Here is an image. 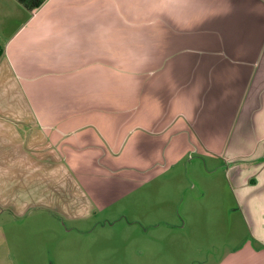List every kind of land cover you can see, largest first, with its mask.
I'll return each instance as SVG.
<instances>
[{
    "label": "rangeland",
    "instance_id": "374dc122",
    "mask_svg": "<svg viewBox=\"0 0 264 264\" xmlns=\"http://www.w3.org/2000/svg\"><path fill=\"white\" fill-rule=\"evenodd\" d=\"M15 2L0 0V11L9 13L5 4ZM31 14L43 26L59 16L68 36L63 45L35 50L31 61L23 52L19 77L31 101L23 93L13 102V85L0 83V264H264V247L237 212L221 169L237 101L227 98V85L206 93L200 74L193 76L207 60L225 59L204 51L259 42L264 10L248 0L235 8L231 0H46ZM186 56L201 58L199 67ZM212 76L223 83L216 71ZM263 86L252 84L249 102L263 103ZM31 105L68 112L71 127L102 132L91 146L80 137L67 161L96 205L86 220L9 205L37 182L29 157L40 160L49 148L37 139L32 149L3 128L35 125ZM66 176L41 184L67 201L63 189L74 184ZM2 189L11 194L1 197Z\"/></svg>",
    "mask_w": 264,
    "mask_h": 264
},
{
    "label": "crops",
    "instance_id": "0c3cea01",
    "mask_svg": "<svg viewBox=\"0 0 264 264\" xmlns=\"http://www.w3.org/2000/svg\"><path fill=\"white\" fill-rule=\"evenodd\" d=\"M236 1L231 0L233 8H235ZM248 1L253 7L264 10V0ZM6 5L9 7V13L4 9L0 11V47L2 50L0 56V83L13 85V90L16 91L13 95V102L22 101L23 93H25L27 100L31 101V95L25 92L19 77L22 67L20 63L23 64L24 62L23 52L28 54L27 59L31 61L33 58L32 53H35V50L40 47L39 50L48 49L51 44L57 42L63 45L68 33L56 24L61 20L57 15L46 18L44 20L46 24L43 26V23L38 22L35 24L34 19L32 20L33 14H29L20 4L17 3V6ZM260 22L262 23V21ZM22 29H28V34L17 36V32ZM204 52H206V55L216 54L217 57L225 58L218 63L215 60L212 62L207 60L209 63L206 70L201 68L193 76L200 74L206 93L214 90L215 86L222 87L221 90L224 91L223 87L227 85V88H225V92L228 91L227 98L231 102L237 101L235 107L238 108V115L221 142V145H223L221 147L222 160L224 162L221 169H224L228 174L235 189L234 197L237 212L244 215V220L248 223L254 242L260 247H264V92L258 99L263 103L258 105L249 102L248 91L253 83L258 82V85L261 86L264 81V32L260 36L259 42L252 43L248 48L246 44L241 48L224 44ZM186 57L189 58H184V60H191V68L197 67L198 63L202 61L198 57ZM212 71H216L218 77L221 76L223 83L213 78ZM262 89H264V86ZM255 101L257 102V98ZM29 112V117L36 122L35 125L26 126L19 123L4 125L3 128L9 129V132L18 133L19 138H22V136L27 138L32 149H37L31 145L33 142L37 144V139L49 148H46V152L44 151L41 154L40 160L29 157L32 163L37 166V182L34 184L31 181L29 185L30 192L20 196L14 195V204L9 205L13 206L16 212L21 211V213L27 211L29 213L32 209L41 207L49 211H60L71 220L88 219L96 210V205L69 168L67 161L70 162V154L80 150V142L78 141L80 137L89 139V146H91L94 145L92 144L93 139L102 132L98 128H92L91 131L87 132L86 127H71L68 121L70 117L68 112L64 114V112L56 111H38L33 106ZM17 116L18 114H15V121ZM253 120L255 123L252 125ZM260 127L262 128V134L255 136L256 129ZM70 136H73L72 143L66 144ZM58 143L59 145H57ZM66 147L72 152L65 150ZM245 150L249 151L246 152ZM255 150H257V153L250 155ZM71 159L74 160L75 158ZM59 161L61 165H55V162L59 163ZM55 166L62 167L56 168ZM61 174L67 175V179L75 185L71 187L67 183L66 188L63 189L65 197L68 198L67 201L66 198L63 199L54 192L52 188L47 189L44 184H41L47 179H54ZM254 175L256 176V184H249L250 176ZM10 194H6L2 189L1 197ZM1 257H3V260L6 259L4 255H1ZM254 257L256 260V256ZM226 259H229V255L225 256ZM257 260H259V257H257Z\"/></svg>",
    "mask_w": 264,
    "mask_h": 264
},
{
    "label": "trees",
    "instance_id": "16d2710c",
    "mask_svg": "<svg viewBox=\"0 0 264 264\" xmlns=\"http://www.w3.org/2000/svg\"><path fill=\"white\" fill-rule=\"evenodd\" d=\"M46 0H16L18 4H20L29 14L39 9ZM2 54V50L0 47V56Z\"/></svg>",
    "mask_w": 264,
    "mask_h": 264
}]
</instances>
